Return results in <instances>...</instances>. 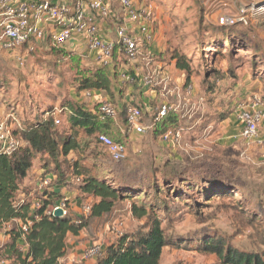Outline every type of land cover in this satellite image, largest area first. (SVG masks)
<instances>
[{"label":"rangeland","instance_id":"374dc122","mask_svg":"<svg viewBox=\"0 0 264 264\" xmlns=\"http://www.w3.org/2000/svg\"><path fill=\"white\" fill-rule=\"evenodd\" d=\"M84 1L87 4L89 2ZM108 1L110 14L105 20L116 29L123 23L120 17L121 9L117 0ZM132 2L137 8L151 9L150 27L155 38L153 43L155 53H162L165 57L163 61L167 63L173 52L188 58L190 77L203 93V104L210 108L205 117L208 121H216V127L223 120L222 114L236 110L232 104L236 97L227 86L220 85L221 82H217L213 89L208 88L205 82L207 72L211 70L224 72L228 68L234 70L240 68L242 71L239 78L249 76L264 90V69L260 67L264 60V0H132ZM229 25H235L232 31L237 34L233 36V40L246 42L245 48L230 51L228 47H221L216 43L221 38L219 37L221 26ZM74 38L76 37L73 36L72 39ZM209 44L216 46L209 48L211 46ZM31 48H34L33 52L27 48L9 52L0 50V118L9 114L14 118L17 116L21 122H31L39 114L51 110L53 121L60 120V125H54L55 128L64 131L67 129L65 116L58 112L62 107L75 104L73 101L77 85L75 69L66 58L67 54L63 57L58 53L57 46L46 40L34 42ZM66 50L83 58H87L89 54L84 37H80L75 46L66 47ZM252 50H257V53H253ZM80 60L82 70L96 68L86 65L84 62L86 60L82 58ZM111 69L112 66L105 68L109 76ZM109 96L112 97L109 100L113 103L122 99L114 93ZM87 98L84 97L86 102H89ZM260 98L264 102V96ZM156 104L152 103L150 107ZM171 105L169 103V106ZM219 106L228 109L224 113H219L216 110ZM188 111L192 112V115L197 113L196 108L194 110L189 108ZM149 118L151 120V112L143 117V121ZM116 119H119V115ZM199 119L202 123L203 118ZM124 120V115L120 114L118 122L122 128ZM9 125L12 128L14 126L10 123ZM196 128L193 133H183L185 138L182 141L186 145L183 148L179 147L176 153L163 149L160 137L153 139L150 133L136 136L133 142L121 133L123 136L121 140L127 149V158L117 165L112 164L103 151L95 152L88 139H84L85 135L81 134L79 139L86 144L89 143L87 149L72 153L66 159L60 158L55 167H49L55 179H52L46 189H42L58 191L59 203L64 202L68 215L75 220L83 219L87 222L78 237L66 238V253L60 259V263H94L97 258L82 259L85 250L99 246L103 252L106 246L116 242L120 236L132 234L147 226L146 218L136 219L132 215L131 205L140 206L145 202L151 204L152 197L145 196H152L155 183L164 193L160 197L161 200L166 201L170 208L168 215L162 212L163 209H154L155 216L160 220L164 234L177 244L163 249L159 264H223L214 254L200 248L202 241L208 238L221 240L225 246H231L241 252H263L264 163H258L245 152L240 153L232 148L219 149L212 145L210 137L218 131L216 128L210 130L207 126L200 128V125ZM132 143L135 144L133 149L130 147ZM150 143L152 146L148 148L147 144ZM176 154L179 158L175 157ZM86 156L100 163L95 164ZM261 156V160L264 161V153ZM40 163L41 161H38L37 167L34 168L36 173L41 172L38 169ZM75 163L80 168H85L84 170L89 168L87 170L104 178L112 186L121 181H128L146 185V189L133 193L131 189L125 188L131 198L117 202L109 214L88 219L89 215L81 213V207L92 206L94 201L78 192L80 181L73 179L72 167ZM179 169L189 173L186 174V179L194 177L192 180L199 181L198 178H201L206 181L204 182L206 185L209 183L207 178H212L218 186L224 189L227 187L224 192L231 195L203 198L195 188L189 191L182 187L186 193L184 196L186 200L173 201L171 189L177 183L170 181L169 185H165L162 177L164 172ZM47 180L50 181L48 178ZM41 181H38V185ZM198 181L194 184L204 185ZM22 191L26 193L24 199L28 194H33L32 197H27L28 202L38 198L40 194L29 187L23 188ZM140 194L144 196L138 197ZM6 233L7 231L1 232L0 238ZM2 250L0 245V252Z\"/></svg>","mask_w":264,"mask_h":264},{"label":"trees","instance_id":"16d2710c","mask_svg":"<svg viewBox=\"0 0 264 264\" xmlns=\"http://www.w3.org/2000/svg\"><path fill=\"white\" fill-rule=\"evenodd\" d=\"M234 27L235 25L221 26V34L218 35L221 38L216 42L221 47H228L230 51L246 47V42L233 40V36L237 34L232 31ZM46 41L50 42L49 39ZM33 43L23 45L20 49L27 48L33 52L34 48L30 49ZM209 45H211L209 48L216 46V44ZM57 48L58 53L62 54L63 57L67 54L66 58L76 72L75 81L77 85L73 99L75 104L60 109L67 124V129L64 131L55 128L51 110L39 114L31 122H21L17 116H15V120H9L10 124H14L11 130L12 134L23 141L25 145L11 155L0 154V228L5 227L6 235L9 236L7 243L2 246V252H0V261L5 264H62L60 259L66 253V238L68 236L78 237L87 225L86 220H75L69 215L56 218L52 214H47L53 206L60 202L59 192L55 190H44L38 198L33 199L34 201L32 199L30 202L26 201L27 197L24 199L26 193L22 191V184L27 172L31 168L37 167L38 161H41L38 168L41 170L39 180H46L48 176L54 180L55 176L50 173L49 167H55L60 158L66 159L70 154L79 152L83 148L86 150L87 144H93L99 135H105L113 142L123 146L125 143L121 140L123 138L121 133L128 136L126 120H124L123 128L118 122L120 114L124 115V109L127 105L117 108L119 119L113 121L99 113L100 102L98 98L94 97L91 104L84 99L87 93L90 94L89 98L93 94L102 96L112 94V89L118 85L119 70L125 64L124 60L118 61L116 59L117 51L115 50L113 53V64L109 76L102 66L82 70L80 68L81 57L78 54L69 53L65 48ZM253 53H257V50H254ZM152 58L158 61L165 60L162 53L155 54ZM170 61L174 62L176 70L183 73L186 78L185 87H188L190 83L188 58L183 54L173 52ZM118 67L119 70H117ZM260 67L264 69V60ZM241 71L240 68L235 70L228 68L224 72L211 70L205 76L206 85L213 89L217 82L225 79H230L231 84H233L241 76ZM131 75L134 77V85H136L137 76L132 71ZM231 87L233 88V86ZM132 105L142 111V106ZM230 114L224 113L221 116L225 119ZM179 128V117L172 110L166 117L155 123L152 135L153 138L160 137L168 131H176ZM81 134L85 135L84 139H88L89 143L86 144L79 139ZM94 150L103 153L97 146H94ZM86 158L95 164L100 163L92 157L86 156ZM72 169L73 179L80 181L77 188L78 192L94 201L88 219L100 218L109 214L117 202L131 198L125 188L131 189L133 193L146 189V185L128 181H121L112 186L104 178L87 170L89 168L86 170L80 168L77 163L73 165ZM163 174L162 179L165 185H169L170 181L177 183L171 189L173 201L186 200L184 197L186 193L182 187L189 191L195 188V191L203 198L231 195L229 192H224L227 187L224 189V187L218 186L212 178H207L209 183L206 185L204 183L206 181L198 177L196 178L199 181L192 180L194 177L186 179V174L189 173L180 169L178 171L169 170ZM196 181L199 184L204 183V185L194 184ZM154 185L152 196H145L147 198L152 197L153 202L151 204L145 202L140 206L131 205L132 215L136 219L146 218L147 226L132 234L120 236L116 242L106 246L92 264H159L163 249L169 246H177L169 236L164 234L160 220L155 216L154 209H163L162 212L168 215L170 208L169 204L160 198L164 194L160 190V186H157L156 183ZM143 196L140 194L138 197ZM36 203H38V207H34ZM28 224L27 231L23 232L22 226ZM11 225H13L12 228H9ZM200 248L214 254L223 264H264V251L258 253L241 252L231 246H225L223 241L214 238L203 240Z\"/></svg>","mask_w":264,"mask_h":264},{"label":"built area","instance_id":"2783aa9c","mask_svg":"<svg viewBox=\"0 0 264 264\" xmlns=\"http://www.w3.org/2000/svg\"><path fill=\"white\" fill-rule=\"evenodd\" d=\"M121 9L123 23L116 28L115 39L112 42L104 41L100 34L99 19L105 20L109 16L108 0H73L68 2H53L52 0H0V50L9 52L20 49L23 45H31L49 39L57 47L65 46L75 37L86 39V48L89 53H94L98 66L104 68L112 66L113 53L117 51V60H124L125 64L118 73V80L122 84L133 86L134 77L131 75L136 63H143L146 68L151 67L152 47L155 38L150 27L152 13L149 8H137L132 0H117ZM89 10L91 13H88ZM129 24L133 26L130 30ZM55 29V31H53ZM59 30V31H56ZM136 31V32H135ZM32 49V48H31ZM130 69V71L128 70ZM148 69V71H149ZM135 74V72H134ZM143 87H161L167 90V80L155 71L147 72L141 80ZM191 87L185 89L190 95ZM90 97V94H86ZM239 121L241 123L240 137L247 142L260 143L259 126L264 121V104L260 97L253 96L247 104L240 105ZM168 104H161L154 109L148 124L143 123L142 111L135 105L129 104L124 109V117L128 131L132 130L137 136L152 134L155 123L172 111ZM99 113L111 120H116L118 110L110 100H102L98 109ZM61 114V110L58 112ZM9 120H15L12 115L0 118V154L11 155L14 151L23 147L25 143L16 138L9 125ZM55 125H60V120H54ZM182 130L168 131L160 136L163 143L178 145L181 140ZM93 146L101 149L110 159L112 164L123 162L127 158L125 146L113 142L105 135H99ZM79 182V179H76ZM51 183L43 180L39 184V190L46 189ZM38 203L34 207H38ZM62 210L63 216L68 212L64 202L53 206L47 214H54L56 210ZM91 206L81 207V213L89 215ZM28 225L22 226L26 232ZM99 246H93L84 251L83 260H93L101 255ZM0 264H5L0 261Z\"/></svg>","mask_w":264,"mask_h":264},{"label":"crops","instance_id":"0c3cea01","mask_svg":"<svg viewBox=\"0 0 264 264\" xmlns=\"http://www.w3.org/2000/svg\"><path fill=\"white\" fill-rule=\"evenodd\" d=\"M33 1V0H29ZM53 2H68L71 3L73 0H52ZM110 3V1H109ZM88 13H91L89 10H87ZM100 20V19H99ZM129 26L130 30H133V26H130L129 24H126ZM100 26V34L104 41L112 42L115 39L116 35V29L108 24L106 20H100L99 21ZM118 27V26H117ZM136 32V31H135ZM80 38V36L71 39V41L65 45L66 47H73L75 46L76 41ZM87 49V48H86ZM88 51V50H87ZM155 47L154 44L150 48V52L152 53V56H154L155 53ZM89 52V51H88ZM94 53H89L87 58H83V56H80L82 59L86 60L84 61L86 65L90 66H98L96 63V57ZM153 61V62H152ZM151 61V67L146 68L143 63L139 62L136 63L133 66V71L135 72L137 76V84L136 85H126L122 84L118 80V85H116L112 89V94L120 96L121 101L117 102L115 101L114 104L117 108H121L123 105H129V104H136L138 106H142L143 111V117L146 115H149L151 112V117L153 115L154 109L161 105V104H168L171 103V107L173 108L174 112L179 117V124L180 128L179 130H182L181 140L178 145L175 144H167L163 143L161 146L163 149H169L172 153H176L179 147L186 145L185 142L183 143L182 139L185 138L184 132H195V129L198 125H200V128L207 126L208 129L214 130L216 128L218 131L216 133H213L210 137L211 144L219 149H229L232 148L233 150H237L240 153L245 152L246 154H249L250 157L255 158L254 160L258 163H264L262 159L263 153H264V121L259 126V139L260 143L256 142H247L244 141L240 137V130H241V123L238 119L239 117V109L238 107L240 105H245V103L252 98L253 96H264V90L263 87L257 83V81H254L249 76H243L242 78H239L236 80L233 84H231V80H223L221 81L220 85L227 86L233 95H235L236 99L233 101L232 104L235 105L236 110L223 119L219 124L216 125V121H208L206 115L210 112V108L207 107L205 104H203V93L202 91L198 90V87L194 84L192 77H190V83L188 87L194 88L191 91L190 95H187L185 93V82L186 78L183 75L182 72L178 71L174 67V62L170 61L169 63L164 62L163 60L158 61L157 59L152 58ZM149 69V71H148ZM120 71V70H119ZM155 71L158 74L161 75L162 78H165L167 80V90H163L161 87L157 88H148L141 86V80L144 74L147 72ZM123 86H125L123 88ZM141 86V87H140ZM233 86V88L231 87ZM229 90V91H230ZM96 97L98 98V101L101 102L102 100H109L112 99L109 95H98L93 94L91 98H89V102L91 104L92 99ZM111 101V100H110ZM114 101V100H113ZM200 101V102H199ZM263 102V101H262ZM151 103H158L154 107H150ZM264 104V102H263ZM193 105V107H192ZM197 110V113H194L192 115V112H189V108ZM214 106H216L214 104ZM228 107H217V111L219 113H224ZM231 110V108H230ZM203 118V122L201 123V120L199 118ZM150 122V118L146 121H143L144 124H148ZM201 123V124H200ZM199 128V129H200ZM137 135L132 131H128V137L131 142L135 140V137ZM154 139V138H153ZM148 148L152 146V144H147ZM94 146L91 144V148ZM131 149L135 147V144L132 143L130 145ZM146 147V146H145ZM175 157L179 158V155H175ZM259 157L258 159H256ZM35 175V176H34ZM34 176V177H33ZM40 176V173H36L34 168H31L27 172V176L23 181L22 188L29 187L32 191H38L39 193H42L43 191L39 190L38 177ZM48 179L52 180L50 176L47 177ZM57 189V188H54ZM58 192V191H57ZM32 193L28 194L27 197H32ZM74 208L72 209V211ZM5 227L0 228V233L5 232ZM9 239V236L6 234H2L0 238V245H4L7 243ZM92 264V263H91Z\"/></svg>","mask_w":264,"mask_h":264},{"label":"water","instance_id":"95a60500","mask_svg":"<svg viewBox=\"0 0 264 264\" xmlns=\"http://www.w3.org/2000/svg\"><path fill=\"white\" fill-rule=\"evenodd\" d=\"M53 215H54V217H56V218H61V217H63L62 210H60V209L56 210V211L54 212Z\"/></svg>","mask_w":264,"mask_h":264}]
</instances>
